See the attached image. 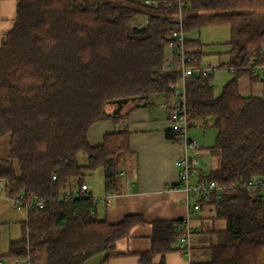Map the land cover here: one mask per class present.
I'll return each instance as SVG.
<instances>
[{
	"label": "trees",
	"instance_id": "trees-1",
	"mask_svg": "<svg viewBox=\"0 0 264 264\" xmlns=\"http://www.w3.org/2000/svg\"><path fill=\"white\" fill-rule=\"evenodd\" d=\"M19 0L12 29L0 46V138L9 135L0 157V195H35L48 203L21 222L1 258L28 256L33 264H84L100 253L112 255L116 242L145 223L130 215L108 224L96 201L81 190L88 174L101 171L106 193L118 191L119 154L130 153L127 116L152 95L167 103L179 74L164 67V48L175 28L172 0ZM185 34L205 27L230 30L229 67L233 78L220 96L209 77L185 84L188 126L212 119L217 137L210 153L219 158L207 176L222 189L199 198L213 206L226 227L206 264H258L264 252V192L240 187L264 178V88L243 96L238 81L264 85L251 66L264 63V0H184ZM191 63L201 65L198 40L183 43ZM135 98L109 111L113 102ZM120 124L96 147L86 133L95 122ZM166 137L177 144L176 133ZM79 153L86 156L80 164ZM52 177H55L53 179ZM77 191V195L73 194ZM66 195V199L64 196ZM151 248L139 264L174 248L181 221L151 223Z\"/></svg>",
	"mask_w": 264,
	"mask_h": 264
},
{
	"label": "crops",
	"instance_id": "crops-1",
	"mask_svg": "<svg viewBox=\"0 0 264 264\" xmlns=\"http://www.w3.org/2000/svg\"><path fill=\"white\" fill-rule=\"evenodd\" d=\"M19 0H0V46L5 35L12 29L16 19V7ZM259 82L249 83L243 96L262 94L264 85ZM257 84V85H255ZM253 86H258L253 92ZM213 95L218 97V94ZM172 98L169 100L171 103ZM168 103L161 95L149 96L143 106L130 112L126 119L130 131V153L118 157V191L106 193L103 188L101 171L96 172L102 179L101 193L93 194L87 176L84 183L87 193L94 199L110 196L108 204L96 200L95 212L108 224H118L124 217L140 216L145 223L133 226L127 238L116 242L112 255L100 253L91 256L84 264H139V254L151 248V223L155 221H183L187 219L190 236L188 244L180 248L178 240L173 250L164 255H154L151 264H206L210 260V250L217 246V233L226 227L225 221L216 217L212 205L199 202L197 195H189L177 189L179 182L175 161L180 156V147L166 137L169 130ZM109 111L119 114L122 106H109ZM120 124L111 120L93 123L87 130L88 145L96 147L102 143L105 134L113 133ZM190 151L199 161V167L207 174L219 166V158L210 153L214 146L217 130L212 126V119L193 122L188 132ZM119 167V168H118ZM1 196V195H0ZM194 204L199 210L191 211ZM264 264V252L258 260Z\"/></svg>",
	"mask_w": 264,
	"mask_h": 264
},
{
	"label": "built area",
	"instance_id": "built-area-1",
	"mask_svg": "<svg viewBox=\"0 0 264 264\" xmlns=\"http://www.w3.org/2000/svg\"><path fill=\"white\" fill-rule=\"evenodd\" d=\"M145 2H150L146 0ZM173 5L176 8L174 21L175 28L171 32L170 42L168 46L172 49V59L170 65L166 70L174 71L179 74V78L176 81L173 93L172 102L168 105V124L169 130L176 133L177 144L180 147V156L175 161V166L178 169L179 182L176 186L177 189L183 191L186 197L189 195H197L199 198H207L209 193L218 192L222 189L216 182L207 180L208 174L200 169L198 159L191 154L190 146L191 141L188 135V113L189 106L186 99L185 84L188 78L194 77H209L213 75L216 70L213 66L202 67L201 65H195L191 63L190 57L187 55L184 42L185 31L184 29V15L187 12L188 5L184 0H172ZM221 67L227 68L229 71L235 70V67H229L226 64ZM253 73H260L264 76V63L259 65H253L250 67ZM55 179V177H52ZM240 187L256 189L259 192H264V178H254L247 180ZM81 190L86 192L87 186L84 184L81 186ZM73 194L76 196L77 191L73 190ZM8 199L13 208L17 211H23L26 216L33 209H43L48 203L47 200H40L37 196L20 194L16 197H5ZM66 195L64 199H66ZM110 196L106 195L95 201H101L105 204L109 203ZM199 210V205L194 204L191 211ZM182 227L184 233L179 237L178 243L180 248H183L188 244V238L190 236V228L187 219L182 221ZM5 261L12 262L11 264H33L28 256L25 257H13V258H1L0 264H6Z\"/></svg>",
	"mask_w": 264,
	"mask_h": 264
},
{
	"label": "rangeland",
	"instance_id": "rangeland-1",
	"mask_svg": "<svg viewBox=\"0 0 264 264\" xmlns=\"http://www.w3.org/2000/svg\"><path fill=\"white\" fill-rule=\"evenodd\" d=\"M185 38L199 41V49L202 53V59L200 62L201 66H213L216 69L212 75L211 85L214 93L220 96L223 87L233 78L231 71L227 70L225 67H221V65H228L229 63V28L227 26L205 27L199 31L185 34ZM171 57L172 49L167 45L164 48V67L166 69L171 63ZM238 83L241 93L244 92V90H248L250 82L247 77H241ZM257 88L258 86H253V92L256 91ZM8 141L9 135H4L0 138V157L2 158L7 157ZM121 156L122 154H119L118 157ZM118 157H116L117 161L119 159ZM77 160L80 164H83L86 162V156L83 153H79ZM87 181L90 184L93 194L101 193L102 179L99 173L96 172L91 177L88 175ZM26 217L27 216L23 211L15 210L8 199L4 198L2 195L0 196V256L5 255L8 252V243L10 240H17L20 237L21 222L25 221ZM5 263L11 264L12 262L5 261Z\"/></svg>",
	"mask_w": 264,
	"mask_h": 264
},
{
	"label": "water",
	"instance_id": "water-1",
	"mask_svg": "<svg viewBox=\"0 0 264 264\" xmlns=\"http://www.w3.org/2000/svg\"><path fill=\"white\" fill-rule=\"evenodd\" d=\"M128 101L135 102L136 99L135 98H131V99H128V100L127 99L115 100L113 103L118 105V106H120V105L125 104Z\"/></svg>",
	"mask_w": 264,
	"mask_h": 264
}]
</instances>
